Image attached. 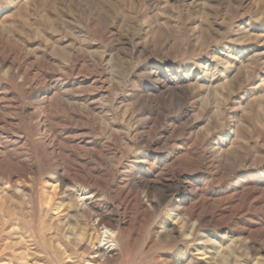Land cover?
Returning a JSON list of instances; mask_svg holds the SVG:
<instances>
[{
  "label": "rangeland",
  "instance_id": "1",
  "mask_svg": "<svg viewBox=\"0 0 264 264\" xmlns=\"http://www.w3.org/2000/svg\"><path fill=\"white\" fill-rule=\"evenodd\" d=\"M87 241L264 264V0H0V264Z\"/></svg>",
  "mask_w": 264,
  "mask_h": 264
},
{
  "label": "bare ground",
  "instance_id": "2",
  "mask_svg": "<svg viewBox=\"0 0 264 264\" xmlns=\"http://www.w3.org/2000/svg\"><path fill=\"white\" fill-rule=\"evenodd\" d=\"M74 190H75V188H74ZM79 190V189H78ZM46 199V198H45ZM50 200V199H49ZM46 205H48L49 204V201L47 200V202L45 203ZM49 206V205H48ZM100 221H102V220H100ZM106 221V220H105ZM105 224V223H104ZM96 225V224H95ZM107 226V225H106ZM106 226L104 225V226H102V228L101 229H103L104 230V232H103V234H107V236L105 237V238H108V240H109V232H110V230H108L107 228H106ZM108 227V226H107ZM113 228V227H112ZM96 229V227H94L93 228V230H95ZM100 229V228H99ZM100 229V230H101ZM110 229V228H109ZM90 230V229H89ZM66 231V230H65ZM112 231V230H111ZM90 232V231H89ZM95 234V233H94ZM90 235V234H89ZM111 235V234H110ZM98 236V235H97ZM103 236V235H102ZM99 238V237H98ZM104 238V237H103ZM68 239L70 240V239H72V238H69L68 237ZM96 239H97V237H96ZM102 240V239H101ZM108 240H103V241H105V245L107 246V244L109 243V242H111L110 240L108 241ZM88 242V241H87ZM104 245V246H105ZM111 248V247H110ZM114 248V247H113ZM84 250H85V252L88 254V255H90V260L92 261V263H96L98 260H99V258L100 257H104L105 256V251H103V248H101V245H98L97 243H93V242H91V241H89L86 245H84ZM91 255H93V256H91ZM107 255V254H106ZM103 259V258H102ZM99 261H101V260H99ZM88 263H90V262H88ZM98 263V262H97Z\"/></svg>",
  "mask_w": 264,
  "mask_h": 264
}]
</instances>
